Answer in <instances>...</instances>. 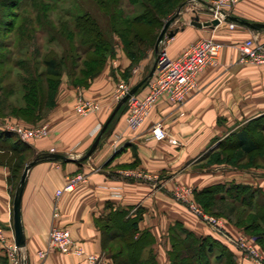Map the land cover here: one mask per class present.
Masks as SVG:
<instances>
[{"label": "crops", "instance_id": "0c3cea01", "mask_svg": "<svg viewBox=\"0 0 264 264\" xmlns=\"http://www.w3.org/2000/svg\"><path fill=\"white\" fill-rule=\"evenodd\" d=\"M191 1L186 2L170 27L174 36L162 41L167 55L175 59L202 39H211L222 49L218 65L198 74L195 88L181 105L160 100L138 131L126 126L127 108L118 110L95 150L85 157L119 103L117 84L124 81L133 88L143 80L139 76L142 71L131 67V61L117 48L115 56L106 61L86 87H74L62 79L55 104L43 118L48 134L27 143L28 161L48 153L78 161L40 160L29 170L21 198L25 247L19 249L26 264H114L103 249L99 225L116 210L127 211L128 218L140 212L139 232L154 239L152 249L158 264H169L170 229L176 224L197 237L212 238L226 246L237 263L249 264L234 245L245 234L241 228L228 221L222 230L211 227L178 202L175 195L182 191L188 203L202 210L195 193L219 187L222 190L217 197H225L219 203L223 207L231 204L226 191L232 185L254 187L245 178L250 169L205 164L219 151L222 142L264 115V64L240 63L238 51L241 43L253 34L264 43V28L252 30L237 23L232 27L226 21L214 28L195 27L191 25L193 18L198 16L200 22H206L203 7L214 0ZM234 11L235 17L264 25V0H241ZM145 92L146 87H140L134 95L140 98ZM80 98L95 103L98 109L80 116L75 110ZM157 121L163 123L167 134L161 141L150 135V128ZM123 172L144 174L149 180L126 178ZM78 174L84 175L85 181L62 194L59 216L53 219L57 190L67 184L69 177ZM8 175V168L0 166V224L7 242H14L12 185ZM254 188L264 191L261 184ZM53 225L69 229L72 239L83 245L86 254L63 255L51 249L45 259H40L38 253L49 248L48 233ZM89 256L95 260L90 261ZM0 264H8L1 243Z\"/></svg>", "mask_w": 264, "mask_h": 264}, {"label": "trees", "instance_id": "16d2710c", "mask_svg": "<svg viewBox=\"0 0 264 264\" xmlns=\"http://www.w3.org/2000/svg\"><path fill=\"white\" fill-rule=\"evenodd\" d=\"M92 1L94 4L92 10L81 3L76 5L75 11H72L71 24L69 22L55 24L51 19L55 7L50 0H0V81L9 76L14 68L23 69L31 74L29 71L31 69L26 67L28 64L15 61L16 53L9 50L29 43L39 32L46 34L50 44L57 36L61 37V34L66 39V48L61 55L52 49L40 61V66L44 68L40 76L47 77L54 87L60 85L62 73L74 87H86L102 71L106 61L115 56L118 44L124 49L123 53L133 67L142 49H152L156 53L155 43L164 23L176 13L185 0ZM130 8L133 12H128ZM137 8H140L139 12ZM100 17L104 19V23L100 22ZM7 50L8 53H5ZM147 82H144L141 88L146 87ZM40 89L38 92L37 86L32 85L31 80L29 85L25 86V92L29 94L27 97L31 98L36 91L44 97L43 87ZM56 92L55 88L49 109L55 104ZM39 101L36 98L35 105L28 108L31 113L25 119L39 121L37 110L42 108ZM125 108L126 104L122 105L119 111ZM13 134L2 130L0 139L8 142V138L11 137L9 135ZM10 142L11 146H18L13 148L14 156L25 155L21 165L22 171L30 157L28 154L30 146L18 137L16 143ZM219 148L217 153L209 157L211 164H227L241 170L258 168V165L253 164L239 167L232 160L238 155L239 159L252 157L264 163V115L246 124L238 133L232 134ZM42 156L43 154L38 155L36 159L46 160ZM10 158V161L13 160V157ZM18 165L19 162L17 167ZM221 190L219 187H210L195 193V199L205 214L226 215L217 209L218 204L225 200L223 195L217 197ZM226 192L233 205L229 214L236 209H252L248 214L239 213L235 226L246 234L258 232L254 235L264 252V191L249 185L237 184L232 185ZM223 217L228 222L231 220L229 217ZM140 220V212L136 217L128 218L127 211L116 210L99 225L103 236V249L109 253L114 264H158L152 249L154 239L145 232H139ZM169 238V264H237L234 254L226 246L210 237H197L180 224L170 229Z\"/></svg>", "mask_w": 264, "mask_h": 264}, {"label": "built area", "instance_id": "2783aa9c", "mask_svg": "<svg viewBox=\"0 0 264 264\" xmlns=\"http://www.w3.org/2000/svg\"><path fill=\"white\" fill-rule=\"evenodd\" d=\"M241 0H217L213 3L212 12L205 14L206 21L219 19L220 23L225 21L226 16L235 14L234 7ZM227 22V21H226ZM231 23L233 27L235 23ZM221 44L211 40L202 39L190 45L181 56L172 59L167 55L165 49H159L157 52L156 63L152 76L147 80L146 92L144 96L137 97L132 95L127 100V113L125 123L129 130L138 131L145 123L153 107L162 99L169 103L181 105L187 95L192 92L196 86V79L207 67H215L219 63L221 55ZM240 54V63H249L255 65L264 64V44L260 42L257 35L253 34L244 40L238 47ZM130 87L124 81L117 84L116 98L118 101L123 99L130 91ZM97 105L93 102L80 98L75 106L77 113L85 117L96 111ZM8 131L16 133L19 140L28 143L32 139L42 138L48 134V126L41 124L32 129L9 128ZM151 138L156 141L164 140L167 137L166 131L161 121L152 124L150 128ZM126 178H136L149 180L144 174L133 175L129 172H123ZM86 177L78 174L67 179V184L56 192V200L53 204V219L59 216V199L64 192L72 191L80 182L85 181ZM116 196H119L116 193ZM176 200L184 204L191 212L198 215L209 226L222 230L224 221L221 218L208 216L192 203H188L182 191L175 195ZM49 248L38 253L40 259H45L51 249H55L63 255L83 256L86 251L83 245L76 243L71 236L69 229L52 226L49 233ZM0 243L6 253L8 264H24L25 257L16 248L13 240L7 242L5 232L0 225ZM245 259L253 264H264V254L248 239L239 237L234 242ZM90 261L95 259L89 256Z\"/></svg>", "mask_w": 264, "mask_h": 264}, {"label": "rangeland", "instance_id": "374dc122", "mask_svg": "<svg viewBox=\"0 0 264 264\" xmlns=\"http://www.w3.org/2000/svg\"><path fill=\"white\" fill-rule=\"evenodd\" d=\"M215 1L217 0H214L213 2H210L207 6L203 7L205 14L212 12V6ZM186 2L191 3L192 1L185 0L184 4H186ZM50 3L55 7V10L54 11L52 10V13H51V19L54 20L55 24H57V22H69L71 24L72 11L73 12L75 11L74 9L76 5L79 3L86 5V7H88L91 10L94 9V4L92 0H50ZM130 11L133 12L131 8L128 12ZM139 11H140V8H137V12ZM99 20L101 23H104L103 18L100 17ZM61 35H62L61 37L57 36V38L50 44L48 42V38L46 34L39 32L37 33L36 37L32 39L29 43H23L17 47H12V49L9 50V51L16 53L14 57L15 61L17 60L21 62L23 61L24 63L28 64V66L26 67H29L31 70L33 69L34 70L33 72L29 70L31 72L30 74L29 72L24 71L23 69L19 70L17 68H14L12 72L9 74V76L7 77L2 76L4 78L0 81V131L2 130L8 131L6 127L15 128V129H18V128L32 129L33 127L36 128L41 124H46L45 122H43L45 120V119L43 120V118L48 114L50 110L49 107L52 104L51 98H53L52 94L54 93V89L56 88L57 90L56 95H57L60 85H58V87H54L53 84L49 82L47 77L40 76L41 71L44 70V68L40 66L41 64L40 61H42V57L49 50H52V49L55 52H57L58 55L62 54V52L66 48V39L63 38L64 37L63 34ZM118 45L119 47L117 48L122 49L123 51L124 49L122 48V46L120 44ZM161 48L165 49L163 42L159 46V49ZM158 50L156 51V53L158 52ZM4 52L8 53V50ZM156 53L152 49L146 50V48H144L142 49V52L140 53V55H138L139 56L138 61L133 65V67L139 68L140 71H142V72L139 71L140 72L139 76L141 75L140 79L142 78L144 79L145 77H147L152 67L155 66L156 57H157ZM61 76L62 77L60 78L67 79V82L65 81L67 84L70 83L68 77L64 73H62ZM29 80L32 81V85L34 84L35 86H37L38 92L41 90L40 88L43 87V90L45 91L44 97H42L41 93L37 94V91H36V94L35 92H33L32 98L30 96L27 97L29 94L25 92V86L29 85ZM59 82L61 83L62 80L60 79ZM36 98L40 100L39 104L41 102L42 108L37 110L39 112L38 113L39 121L34 122V121H29L28 119H25V118L28 117V115L31 113L29 112L28 108L35 105ZM125 104L127 106V103ZM9 137L10 138H8L9 139L8 142H5L6 141L5 139L3 140L0 139V166H5L9 170L8 183H11L12 185V198H13L16 185L22 173L21 165L25 159V155H18V156L15 155L14 156L15 151L13 148H16V147L18 148V146L16 147L15 145L11 146L9 143H11L10 141L12 142L17 141V134L14 133L13 135H9ZM10 157H13V160L10 161V159H12ZM238 159H239V156L236 155V157H234L232 161L234 163H237L236 166H239V167H242V166L245 167L246 165L251 166L250 164L258 165V168H255V169L250 167L251 169L249 172H247L248 175H246L245 178H247L246 181L253 183L254 187H258L259 184L264 186V165H263L264 163L261 160H258L257 158L255 160L252 157H249V158L244 157L243 159H239V160ZM18 162L20 165H18L17 167ZM211 163H212L211 160H208V162L205 165H211ZM217 207L219 211L226 213V215L221 214L222 216L221 215H218V216L210 215V216L221 218L224 221V223H226L227 220H225V217L223 216L229 217L231 219L229 220V223L233 225H235L236 218L239 213L243 212L244 214H248L252 211L251 208H244V209L234 208L236 209V211H233L231 214H229L230 208L233 207L232 204H228L227 206H223V207L218 204ZM202 213L205 214L203 211ZM4 232H5V229H4ZM255 233H258V232L253 231L250 234L245 233L243 236H240V237H244L250 240L264 254V252L261 249V243L257 241L256 236L254 235ZM238 252L241 254L242 259L244 261L246 260V262H248L249 264H253L250 260L245 259L239 250ZM237 264H239V262Z\"/></svg>", "mask_w": 264, "mask_h": 264}, {"label": "water", "instance_id": "95a60500", "mask_svg": "<svg viewBox=\"0 0 264 264\" xmlns=\"http://www.w3.org/2000/svg\"><path fill=\"white\" fill-rule=\"evenodd\" d=\"M184 5L185 4L183 3L182 6L176 11V13L164 23V25H163V27H162V29H161L158 37H157L156 43H155V50L156 51L159 49V46L165 37L171 38L174 36L175 31L171 30L170 27L173 24V22L177 19L178 15L180 13V10ZM224 20L227 22H232V23H237L240 25L247 26V27L251 28L252 30H259L261 28H264V25L251 24V23L247 22L246 20L240 19V18L235 17V16H226L225 15ZM219 24H220L219 19H214L212 21H206V22H200L198 16H195L193 18V20L191 21V25H193L195 27H199V28H201V27L214 28V27L218 26ZM154 67L155 66L152 67V69H151L150 73L147 75V77H145L137 85H135L133 88H131L129 93L123 99H121L119 101V103L117 104L114 111L110 115L109 119L107 120V122L105 123L103 128L101 129L99 135L95 139L94 143L90 147V149H89V151L85 157L89 156L95 150L103 132L105 131V129L107 128L108 124L113 119V117L115 116L117 111L121 108V106L124 105L127 102V100L129 99V97L134 95L137 92V90L144 84V82H146L152 76V74L154 72ZM42 158L46 159V160L63 161V162L64 161H78L77 159L66 157V156L60 155V154H52V153L43 154ZM37 162H38V159H34L31 161H28L24 165V168H23L22 173L20 175L19 181L16 185L15 192H14L13 199H12V219H13L14 244H15L16 248H18V249H22L25 247V236H24L23 227H22V223H21V198H22V194H23V190H24L26 181H27L28 172ZM23 263L26 264V261H24Z\"/></svg>", "mask_w": 264, "mask_h": 264}, {"label": "bare ground", "instance_id": "6f19581e", "mask_svg": "<svg viewBox=\"0 0 264 264\" xmlns=\"http://www.w3.org/2000/svg\"><path fill=\"white\" fill-rule=\"evenodd\" d=\"M20 252V251H19ZM24 255V254H23Z\"/></svg>", "mask_w": 264, "mask_h": 264}]
</instances>
